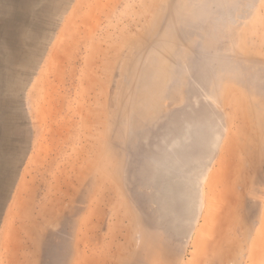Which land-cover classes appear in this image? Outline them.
Returning <instances> with one entry per match:
<instances>
[{"label": "rangeland", "instance_id": "obj_1", "mask_svg": "<svg viewBox=\"0 0 264 264\" xmlns=\"http://www.w3.org/2000/svg\"><path fill=\"white\" fill-rule=\"evenodd\" d=\"M9 1L0 264H264V0Z\"/></svg>", "mask_w": 264, "mask_h": 264}, {"label": "bare ground", "instance_id": "obj_2", "mask_svg": "<svg viewBox=\"0 0 264 264\" xmlns=\"http://www.w3.org/2000/svg\"><path fill=\"white\" fill-rule=\"evenodd\" d=\"M7 1H9V0H7ZM10 2V1H9ZM19 2V1H18ZM21 3V2H20ZM12 4H14V0H12ZM30 4V3H29ZM5 5H7V4H5ZM23 6V5H22ZM16 7H17V5H16ZM20 8V7H19ZM10 10H12V9H10ZM5 11V10H4ZM40 13V12H39ZM10 19H11V21H17V19H21V20H24L25 19V15L24 14H21V15H17V14H15V13H13L11 16H10ZM30 19V18H29ZM2 21V20H1ZM0 21V22H1ZM31 21V20H30ZM43 21V20H42ZM7 22V21H6ZM24 21H22V23H23ZM39 22V21H38ZM2 23V22H1ZM37 23V22H36ZM33 24V23H32ZM15 25V24H14ZM16 26V25H15ZM11 28V27H10ZM18 29V28H17ZM15 34V33H14ZM33 35V34H32ZM20 39H22V38H20ZM3 43V44H8V45H10L11 47H12V52H11V56H15L16 55V52L14 51V49H15V41L13 40V39H11V38H8V37H6L5 35H3V34H1L0 33V43ZM31 42V41H30ZM32 43V42H31ZM24 45V44H23ZM28 45V44H27ZM28 47V46H27ZM0 70H1V67H0ZM9 80V79H8ZM6 81H7V79H6ZM10 81V80H9ZM7 84L8 85H11L10 84V82H7ZM0 85L2 86L3 84H2V80L0 79ZM7 85L6 86H3L2 88H4V90H6L7 89ZM8 89H10V88H8ZM10 97H11V95H10ZM12 98V97H11ZM2 102V101H1ZM3 105H5V104H3ZM8 108V107H7ZM3 111V110H2ZM4 112V111H3ZM5 118V117H4ZM2 119V118H1ZM7 121V120H6ZM6 126V125H5ZM6 128V127H5ZM8 128V127H7ZM220 138V137H219ZM4 136L1 134V130H0V146H1V144L4 142ZM1 155V159H0V182H1V172L2 171H4L5 170V167H7L8 165H9V160L8 159H6L5 157H3V155H2V153L0 154ZM171 179V178H170ZM169 179V180H170ZM168 180V181H169ZM179 182V181H178ZM1 185V184H0ZM169 187H171V185H169ZM176 188V187H175ZM164 189H167V187H164ZM171 188H168V191H172V190H170ZM175 190H173V192H174ZM0 193H1V186H0ZM175 193V192H174ZM176 194H179V192L178 193H176ZM181 194V193H180ZM181 195H183V194H181ZM180 195V196H181ZM183 197V196H182ZM177 198H178V196H177ZM181 198V197H180Z\"/></svg>", "mask_w": 264, "mask_h": 264}]
</instances>
